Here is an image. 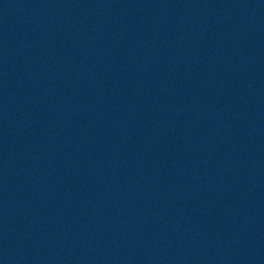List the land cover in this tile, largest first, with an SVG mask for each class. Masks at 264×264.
Here are the masks:
<instances>
[{
    "label": "water",
    "instance_id": "water-1",
    "mask_svg": "<svg viewBox=\"0 0 264 264\" xmlns=\"http://www.w3.org/2000/svg\"><path fill=\"white\" fill-rule=\"evenodd\" d=\"M0 264H264V0H0Z\"/></svg>",
    "mask_w": 264,
    "mask_h": 264
}]
</instances>
